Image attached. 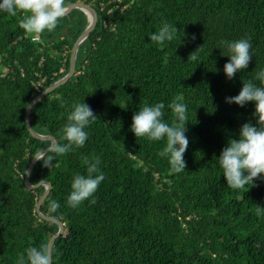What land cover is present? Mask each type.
<instances>
[{"label": "trees", "instance_id": "obj_1", "mask_svg": "<svg viewBox=\"0 0 264 264\" xmlns=\"http://www.w3.org/2000/svg\"><path fill=\"white\" fill-rule=\"evenodd\" d=\"M84 2L99 17L97 29L78 46L72 76L32 106L38 135L61 140L73 102H84L97 120L84 130L82 148L36 160L29 182L50 184L41 214L60 221L51 264H264V178L252 187L227 186L218 158L243 124L256 126L255 103L228 104L264 70V0H65ZM151 9V11H149ZM16 17L0 11V264H17L26 249L58 231L36 213L44 186L27 188L31 159L50 142L33 138L25 111L38 94L69 71L73 45L90 23L84 10L61 19L53 31L28 34ZM167 22L171 41L149 39ZM250 38L247 69L229 80L227 48L220 41ZM197 61L189 55L202 46ZM176 98L187 106L185 171H172L160 153L166 138L136 137L132 117L163 103V121L175 115ZM83 156H99L105 179L78 208L67 204L72 179L86 175ZM96 203L92 204L91 200ZM52 200L60 207L49 213ZM27 264V261H26Z\"/></svg>", "mask_w": 264, "mask_h": 264}, {"label": "clouds", "instance_id": "obj_2", "mask_svg": "<svg viewBox=\"0 0 264 264\" xmlns=\"http://www.w3.org/2000/svg\"><path fill=\"white\" fill-rule=\"evenodd\" d=\"M0 11L16 17L19 27L28 34H42L45 31H53L67 11L65 0H0ZM151 11V9H149ZM178 32L177 28L165 22L158 32L151 34L149 39L157 44L171 41ZM221 46L227 48L229 62L224 65V73L231 80L239 71L247 69L252 55L250 38H241L236 41H220ZM200 46L192 52L188 61H197ZM261 86H257L252 80L242 81L243 87L235 97H228L225 102L244 107L249 102L255 103L254 116L257 119L256 126L245 123L240 129L239 139H230L218 158L223 176L230 189L239 190L246 186L252 187L253 181L264 178V70H260L256 77ZM174 99L168 108L175 115L174 122L169 125L163 121L165 105L156 103L152 106L145 105L132 117L131 131L138 137H147L149 140L158 141L166 138V146L161 151V156H166L171 169L175 173L185 171L186 162L183 157L187 150L189 140L186 133L187 106ZM97 120L90 106L84 102H73L68 110L67 123L60 130L61 140L50 145L48 152L54 156H48L44 161L45 167H50L55 156H62L69 152L82 148L88 139L84 130L91 122ZM44 153H38L40 160ZM86 165V175L76 174L71 183V192L67 198V204L72 208H78L84 201L93 197L105 176L100 170L101 159L99 156H83ZM96 203L95 199L91 200ZM58 201L49 203V213H55L59 209ZM256 214L264 215V207L256 206ZM52 246L44 243L40 247L26 249L27 264H51ZM22 254L17 264H26Z\"/></svg>", "mask_w": 264, "mask_h": 264}, {"label": "water", "instance_id": "obj_3", "mask_svg": "<svg viewBox=\"0 0 264 264\" xmlns=\"http://www.w3.org/2000/svg\"><path fill=\"white\" fill-rule=\"evenodd\" d=\"M77 10H84L87 17L89 18L90 20V23L88 25V28L82 32L78 38L76 39L74 45H73V48H72V54H71V58H70V64H69V71L67 73V75H65L62 79L54 82L53 84H51L49 87H47L43 92H41L40 94H38L35 98L32 99V101L28 104L27 108H26V111H25V127L26 129L28 130V132L30 133V135L35 138V139H39V140H43V141H48L50 142V145L55 142V139L51 136H42V135H38L37 133H35L32 128H31V124H30V111H31V108L33 106V104L38 100L40 99L43 95L49 93L50 91L54 90L55 88L59 87L60 85H62L63 83H65L73 74V71H74V63H75V54H76V51H77V48L79 46V44L86 38L88 37L91 33H93L98 25H99V17L97 15V13L95 12V10L93 8H91L89 5H87L86 3L84 2H78L76 3L73 7H71L69 10L66 11L64 17L62 19H69L73 13ZM50 145L48 148H45L43 150H41L40 152L38 153H41L43 152L44 154L47 153L48 149L50 148ZM34 155V157L31 159L28 167H27V170L25 172V176H24V182H25V185L27 186V188L29 189H32V188H35V187H38V186H44V192L42 193V195L40 196V198L38 199L37 203H36V206H35V209H36V213L42 218V219H45L47 221H51V222H54L58 225V231L55 235H53L48 243L52 246V243L53 241L62 234L63 232V224L58 221V220H55L53 218H50V217H47L43 214H41L40 212V206L41 204L44 202L45 198L47 197L48 193H49V190H50V184L47 182V181H41L39 182L37 185H34L32 186L29 182V176L32 172V169H33V165L35 163V161L37 160V155Z\"/></svg>", "mask_w": 264, "mask_h": 264}, {"label": "rangeland", "instance_id": "obj_4", "mask_svg": "<svg viewBox=\"0 0 264 264\" xmlns=\"http://www.w3.org/2000/svg\"><path fill=\"white\" fill-rule=\"evenodd\" d=\"M70 9V8H69ZM69 9H67V10H69Z\"/></svg>", "mask_w": 264, "mask_h": 264}]
</instances>
